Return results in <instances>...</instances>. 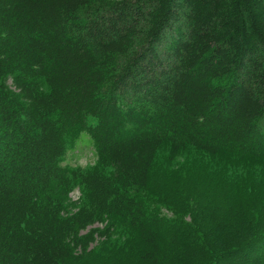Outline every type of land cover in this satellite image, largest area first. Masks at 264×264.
<instances>
[{"label": "trees", "instance_id": "trees-1", "mask_svg": "<svg viewBox=\"0 0 264 264\" xmlns=\"http://www.w3.org/2000/svg\"><path fill=\"white\" fill-rule=\"evenodd\" d=\"M88 118L102 170L67 173ZM182 156L181 217L155 218L139 193ZM248 164L264 170V0H0V264H79L106 220L135 243L104 264H264V187L229 179Z\"/></svg>", "mask_w": 264, "mask_h": 264}, {"label": "rangeland", "instance_id": "rangeland-1", "mask_svg": "<svg viewBox=\"0 0 264 264\" xmlns=\"http://www.w3.org/2000/svg\"><path fill=\"white\" fill-rule=\"evenodd\" d=\"M7 83L12 86L10 80H8ZM93 123L94 121L88 118L85 127L76 128L66 135V152L60 159V166L67 173H71L78 169L82 172L93 171L96 168L102 170L98 164L92 139L89 136L90 128L93 126ZM160 156L168 160L167 154L161 153ZM162 161L163 158L159 157L157 170L155 172L156 175H154L150 181L148 188L140 191L139 196L142 197L145 204L148 205L147 212L149 215L164 220H170L174 217L177 219L180 218L182 214V212L179 211L180 201L178 202L174 197L172 198L174 203L176 201L178 203L172 205L168 203L167 199L176 193L174 186H177L178 190L176 182L178 175L184 174L186 170L188 173L191 172L188 168L194 165L196 160L186 156L179 157L170 165V170L164 169L163 164H161ZM260 166L261 165L255 166L253 164H248L245 168L231 169L232 173L229 175V179L232 180L243 172L254 175L256 180L252 181L254 185L250 187L249 191L253 189V193H255L264 187V170H261ZM191 169L193 171V168ZM103 171L105 174H109L111 170L108 168ZM248 177L249 175L246 176V178ZM245 183L247 182L245 181ZM237 184L238 183H235L234 180L231 183L227 182V191L235 190ZM86 193L84 187L78 185L77 182L73 184L69 194L64 199L63 210L66 216L76 213L85 204ZM183 217L185 221H189L190 219V215L188 214L186 216L183 215ZM86 231L82 234H87L89 232L95 233V242L89 247L88 252L80 255L83 256L84 259H81L82 261L79 264H93L96 261L97 263L104 264L103 258L109 260L117 258L119 255L117 254V250L118 248H122L125 242H127V246L129 243H135V235L128 230L126 224L116 220L97 222L88 227ZM110 247L114 248L110 250ZM120 251L125 252L126 250ZM120 251L118 252L120 253Z\"/></svg>", "mask_w": 264, "mask_h": 264}]
</instances>
